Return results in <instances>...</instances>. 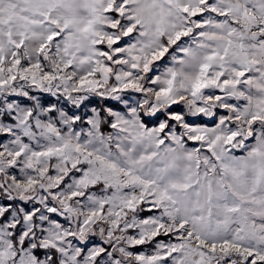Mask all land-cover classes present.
I'll return each instance as SVG.
<instances>
[{"label": "snow or ice", "instance_id": "snow-or-ice-1", "mask_svg": "<svg viewBox=\"0 0 264 264\" xmlns=\"http://www.w3.org/2000/svg\"><path fill=\"white\" fill-rule=\"evenodd\" d=\"M0 264H264V0H0Z\"/></svg>", "mask_w": 264, "mask_h": 264}, {"label": "rangeland", "instance_id": "rangeland-1", "mask_svg": "<svg viewBox=\"0 0 264 264\" xmlns=\"http://www.w3.org/2000/svg\"><path fill=\"white\" fill-rule=\"evenodd\" d=\"M51 99V97H49ZM98 102V101H97Z\"/></svg>", "mask_w": 264, "mask_h": 264}]
</instances>
